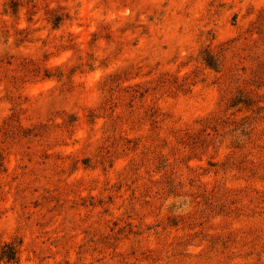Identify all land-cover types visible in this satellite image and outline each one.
<instances>
[{"label":"rangeland","instance_id":"1","mask_svg":"<svg viewBox=\"0 0 264 264\" xmlns=\"http://www.w3.org/2000/svg\"><path fill=\"white\" fill-rule=\"evenodd\" d=\"M0 258L264 264V0H0Z\"/></svg>","mask_w":264,"mask_h":264},{"label":"trees","instance_id":"2","mask_svg":"<svg viewBox=\"0 0 264 264\" xmlns=\"http://www.w3.org/2000/svg\"><path fill=\"white\" fill-rule=\"evenodd\" d=\"M16 257H17V256H16V251L14 250V252H13L12 254L10 253V254H7V255H6V254L3 253V255H2L1 258H6L8 261H11V260H15ZM1 258H0V259H1Z\"/></svg>","mask_w":264,"mask_h":264}]
</instances>
